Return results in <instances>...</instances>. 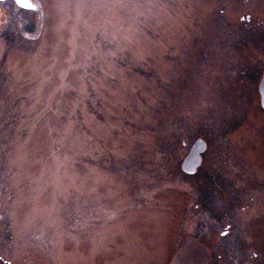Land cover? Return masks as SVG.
Instances as JSON below:
<instances>
[{"label": "rangeland", "instance_id": "1", "mask_svg": "<svg viewBox=\"0 0 264 264\" xmlns=\"http://www.w3.org/2000/svg\"><path fill=\"white\" fill-rule=\"evenodd\" d=\"M30 2L0 1V264H264V0Z\"/></svg>", "mask_w": 264, "mask_h": 264}, {"label": "water", "instance_id": "2", "mask_svg": "<svg viewBox=\"0 0 264 264\" xmlns=\"http://www.w3.org/2000/svg\"><path fill=\"white\" fill-rule=\"evenodd\" d=\"M15 2L21 8L32 9L34 7L30 0H19V2L15 0ZM258 94L260 96L259 104L264 108V71L259 80ZM189 151L188 155L182 161V168L188 173L199 163V153L203 151V142L198 139L194 142Z\"/></svg>", "mask_w": 264, "mask_h": 264}, {"label": "snow or ice", "instance_id": "3", "mask_svg": "<svg viewBox=\"0 0 264 264\" xmlns=\"http://www.w3.org/2000/svg\"><path fill=\"white\" fill-rule=\"evenodd\" d=\"M17 2H19V0H17ZM121 6H123V5H121ZM115 54H116L115 52L112 53V55H115Z\"/></svg>", "mask_w": 264, "mask_h": 264}]
</instances>
